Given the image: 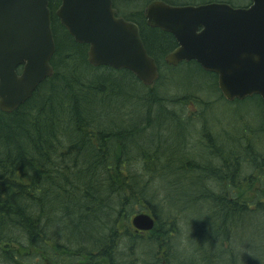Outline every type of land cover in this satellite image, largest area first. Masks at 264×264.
Segmentation results:
<instances>
[{"label": "trees", "instance_id": "1", "mask_svg": "<svg viewBox=\"0 0 264 264\" xmlns=\"http://www.w3.org/2000/svg\"><path fill=\"white\" fill-rule=\"evenodd\" d=\"M61 1L50 0L53 77L13 114L0 112V264H232L235 254L225 248L238 221L264 218V202L250 197L256 182L248 175L258 171L264 178V121L254 130L243 119L242 136L225 141L208 129L211 101L171 95L174 75L168 72L185 69L210 76L225 101L217 76L196 62H165L177 43L148 26L144 9L152 0H113L120 16L139 26L160 68L151 88L128 71L94 68L89 47L78 44L56 15ZM135 86L143 91L130 92ZM237 103H259L264 120L259 96ZM201 148L209 150L207 161ZM185 186L195 188L191 201L175 195ZM172 194L183 204L178 210ZM140 208L156 221L147 234L131 226ZM204 212L208 220L192 219ZM254 227L264 235V225ZM182 229L189 230L187 238Z\"/></svg>", "mask_w": 264, "mask_h": 264}, {"label": "water", "instance_id": "2", "mask_svg": "<svg viewBox=\"0 0 264 264\" xmlns=\"http://www.w3.org/2000/svg\"><path fill=\"white\" fill-rule=\"evenodd\" d=\"M251 1L247 8L172 7L155 2L146 17L150 27L170 33L177 41L178 48L166 57L169 65L195 61L218 77L227 101L259 96L264 102V0ZM57 17L78 44L89 46L93 67L127 70L146 87L159 81V68L139 27L118 18L112 0H62ZM55 53L50 0H0L2 112L17 111L54 75ZM132 225L138 232H151L155 220L139 214Z\"/></svg>", "mask_w": 264, "mask_h": 264}, {"label": "rangeland", "instance_id": "3", "mask_svg": "<svg viewBox=\"0 0 264 264\" xmlns=\"http://www.w3.org/2000/svg\"><path fill=\"white\" fill-rule=\"evenodd\" d=\"M155 1H162V0H152L151 2H155ZM180 1L182 3H185V5H188V4L201 5V4L211 3V2H220V0H180ZM231 1L235 4V6L243 7L247 5L246 0H231ZM145 5H142V6L144 7ZM148 5L145 8H147ZM119 6L122 9L124 8V4L122 2L119 4ZM124 10H127V9L124 8ZM123 14L126 15L125 13ZM59 35H60L61 43H65L66 39L61 30L59 31ZM168 74L170 76L171 74L174 75L173 87L182 89L181 91H177V93H175L174 88H172V91L170 88H167L168 91L171 92V95L179 94L183 96V95H188V94H194V96L200 99H207L208 101L212 102V109L207 114V121H208V127H209L208 129H210L218 137L222 136V138H225V141L227 138L232 140L234 137L239 138L242 136L244 132L243 119H246L249 125L250 126L252 125L251 127L254 130H257L258 127L263 125L264 120H261L263 109L259 103L256 105H254L253 103L232 104L224 100H220L218 96V92L216 93L213 89L214 80L210 76L200 75V74H197L192 71L185 70V69L181 71H177V72L169 71ZM161 85H163V83ZM135 88L137 90L132 87L129 89V91L130 92H136V91L142 92L143 91V89L140 88V86H135ZM200 111L201 110L199 109L197 111V114H199ZM137 121H139V119H137L136 122ZM192 135H193L192 129L188 128L185 134L186 138H190L192 137ZM178 138H180V135H178ZM222 138L220 139L222 140ZM262 139H263V143L260 145V150L264 153V136L263 135H262ZM230 145H232V143L228 144V146ZM195 152H196L195 150L191 151L192 153L191 158L193 162H196L195 158H197L198 156V154ZM197 152L200 154L202 160L207 161L208 158L205 155L209 153V150L201 148ZM248 175L254 176V181L256 182V185L253 186V189L249 190L251 199L253 198L255 199L258 196V198L260 197V201L264 202V194H263L264 186L262 187V181L264 180V178L261 177V174L258 171H253V172L248 171ZM259 178H262V179H259ZM263 185H264V182H263ZM242 188L246 189V186H243ZM259 191H262V193H259ZM194 193H195L194 187L185 186L184 189H181V190L178 189L175 195L177 198H179L181 194H184L187 200L190 199L191 201V197L194 195ZM172 196L175 198L174 194H172ZM179 204L181 203L176 204V198H175V208L177 210L180 209ZM141 211H144L143 208H140L137 210L138 213ZM199 214L195 213L192 216L193 217L192 219L201 220L202 218V219L208 220L210 217V213L208 212L201 213L203 216H200ZM238 222L240 223L238 225L239 228L234 230L233 231L234 233H232L231 235V240H232L231 246H229V249L225 248V250L228 251L227 255H230L229 254L230 252L233 255L235 254V259L230 262L232 264H264V254H263L264 253V249H263L264 235L257 233V230L254 227V225L256 226L264 225V218L260 216L256 217V215L253 214L252 216H249V218L245 219L243 224H242V221L240 220ZM182 232H183L182 233L183 238H187V236L190 234L189 230L186 232V230L182 229ZM227 257L228 256H225L224 259H227Z\"/></svg>", "mask_w": 264, "mask_h": 264}, {"label": "flooded vegetation", "instance_id": "4", "mask_svg": "<svg viewBox=\"0 0 264 264\" xmlns=\"http://www.w3.org/2000/svg\"><path fill=\"white\" fill-rule=\"evenodd\" d=\"M112 1H113V0H112ZM162 1H163V0H162ZM152 3H153V2H152ZM163 3H165V4L169 5V6H173V5H170L169 3L165 2V1H163ZM150 4H151V3H150ZM150 4H149V5H150ZM113 5H114V8H115V10H116V12H117V16H119L120 18H124V19H125L126 17H124V16L121 17V16H120L121 13H120L119 9L115 6L114 1H113ZM177 6H181V5H177ZM147 8H148V7H147ZM147 8L144 9L145 12L147 11ZM122 11H123V10H122ZM124 11H125V10H124ZM124 11H123V12H124ZM176 48H177V47H176ZM257 179H258V178H257ZM239 194H240V188H239V191H238V195H239Z\"/></svg>", "mask_w": 264, "mask_h": 264}]
</instances>
